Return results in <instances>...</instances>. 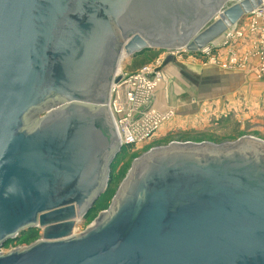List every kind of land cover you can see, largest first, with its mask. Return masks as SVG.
I'll list each match as a JSON object with an SVG mask.
<instances>
[{"label": "water", "instance_id": "1", "mask_svg": "<svg viewBox=\"0 0 264 264\" xmlns=\"http://www.w3.org/2000/svg\"><path fill=\"white\" fill-rule=\"evenodd\" d=\"M261 3L0 0V264H264V141L251 137L150 150L75 234L123 148L110 110L121 65L199 55ZM35 229L40 241L2 253Z\"/></svg>", "mask_w": 264, "mask_h": 264}, {"label": "rangeland", "instance_id": "2", "mask_svg": "<svg viewBox=\"0 0 264 264\" xmlns=\"http://www.w3.org/2000/svg\"><path fill=\"white\" fill-rule=\"evenodd\" d=\"M232 5L233 3H229L226 7ZM249 19L246 18L241 28L237 30L238 32L242 30L243 37L227 46L235 48L236 54L240 50L239 54L249 55L250 50L246 48L244 52L243 47L248 43H251L252 47V43L256 42L257 32L251 29V19ZM215 44L217 46L215 45V49L207 56H202L201 54L193 55L186 49L150 51L132 59L130 64L121 65V73L124 75L136 74L145 67L158 68V71L162 72V82L153 93L152 104L150 103L149 105L150 109L147 106L145 110L148 112L151 109H156L162 114L172 111L174 116L166 120L155 135L124 148L123 153L119 155L112 167V183L97 202L90 216L85 221L81 219L80 223H77L75 234L84 233L95 226L97 220L110 210L114 197L119 192L133 162L148 151L165 147L172 143H211L221 145L234 143L242 138L263 136L257 130L259 126H264L263 117L257 115L259 121H255V115H248L249 108L243 109L242 112L240 109L236 110L237 108H233L221 114L222 110H218L216 107L212 108L210 103H202L203 101L198 99L199 92L196 93V91L199 89L200 84L191 78L190 68L193 64L203 67L209 60L214 59V54L216 55L227 49V47L222 45L223 39L216 41ZM258 78L262 80L259 76ZM190 81L193 82L191 83ZM192 97H195L194 99L197 100L198 104L195 105L193 111L188 106V104L192 103ZM186 102L188 103L186 104ZM204 105L207 106L205 107ZM194 110L196 111L194 112ZM42 234L41 229L29 231L17 241L6 244L2 249V253L6 254L17 249L28 248L40 241Z\"/></svg>", "mask_w": 264, "mask_h": 264}, {"label": "built area", "instance_id": "3", "mask_svg": "<svg viewBox=\"0 0 264 264\" xmlns=\"http://www.w3.org/2000/svg\"><path fill=\"white\" fill-rule=\"evenodd\" d=\"M230 3L235 4V2ZM249 18L251 19V29L257 32V39L254 44L252 43V52L247 57L252 53L254 54L253 57L258 61L255 72L264 81V0L253 10ZM241 26L232 27L221 37L223 46L227 47L243 37L242 30L237 31ZM214 49L212 46L207 47L200 54L207 56ZM210 61L212 63L217 62L215 58ZM239 65V57L232 54L224 67L232 68ZM120 75L121 81L114 84L112 88L110 110L120 141L126 148L155 135L161 125L174 116V113L170 111L162 114L156 109H151L148 112L145 110L147 106L150 109L149 105L152 104L153 93L162 82V72H159L158 68L145 67L136 74L127 75L120 71Z\"/></svg>", "mask_w": 264, "mask_h": 264}, {"label": "crops", "instance_id": "4", "mask_svg": "<svg viewBox=\"0 0 264 264\" xmlns=\"http://www.w3.org/2000/svg\"><path fill=\"white\" fill-rule=\"evenodd\" d=\"M220 39L222 40V38ZM215 45L214 43L213 47ZM246 48L251 53V43L243 47L244 52ZM234 49L229 47L216 55L214 54L213 58L217 60L216 63L209 60L203 67L197 64L192 65L190 68L191 78L200 84L196 91V93L199 92L198 99L202 100V103H210L212 108L216 107L218 110H222L221 114L233 108L240 109L241 112L243 109L249 108L248 115H255V121H259L257 115L263 117L264 120V82L258 78L255 72L258 61L253 57V53L247 57L244 53L239 54L240 50L236 54ZM232 54L239 57L240 65L228 69L224 66ZM194 98L192 97V103L188 104L192 111L195 105H198ZM257 130L264 136V126H259ZM263 136L256 138L264 141Z\"/></svg>", "mask_w": 264, "mask_h": 264}, {"label": "flooded vegetation", "instance_id": "5", "mask_svg": "<svg viewBox=\"0 0 264 264\" xmlns=\"http://www.w3.org/2000/svg\"><path fill=\"white\" fill-rule=\"evenodd\" d=\"M56 102H58V101H56ZM56 104H58V103H53V102H50L49 103V105H53V106H55ZM123 150H124V147L122 148V151H121V153H123ZM149 152V151H148ZM119 157V156H118ZM117 160V159H116ZM116 160H115V162H116ZM115 164V163H114ZM114 166V165H113Z\"/></svg>", "mask_w": 264, "mask_h": 264}, {"label": "bare ground", "instance_id": "6", "mask_svg": "<svg viewBox=\"0 0 264 264\" xmlns=\"http://www.w3.org/2000/svg\"><path fill=\"white\" fill-rule=\"evenodd\" d=\"M127 87V86H126Z\"/></svg>", "mask_w": 264, "mask_h": 264}]
</instances>
